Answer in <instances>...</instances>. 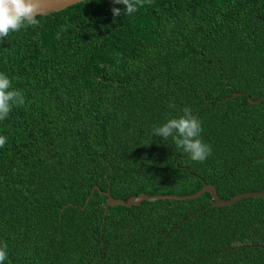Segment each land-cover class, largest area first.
<instances>
[{"label":"trees","instance_id":"obj_1","mask_svg":"<svg viewBox=\"0 0 264 264\" xmlns=\"http://www.w3.org/2000/svg\"><path fill=\"white\" fill-rule=\"evenodd\" d=\"M124 12L85 0L0 42V72L26 100L0 121L5 264H264V197L205 209V193L105 213L103 194L185 196L202 181L222 200L264 191V101L226 100L264 96V0ZM185 107L212 146L203 163L152 134Z\"/></svg>","mask_w":264,"mask_h":264},{"label":"clouds","instance_id":"obj_2","mask_svg":"<svg viewBox=\"0 0 264 264\" xmlns=\"http://www.w3.org/2000/svg\"><path fill=\"white\" fill-rule=\"evenodd\" d=\"M151 0H112L113 5L122 4L125 12L131 15ZM114 17L121 15V9L112 7ZM124 12V13H125ZM38 0H0V42L7 39L12 33L20 32L29 26L37 27L40 21ZM60 34L57 33V39ZM25 95L22 90L13 87L12 79L0 72V121L5 120L13 107L25 105ZM174 107V105H169ZM203 131L202 122L188 107L183 109V114L177 118H170L161 126L153 127V133L164 140H171L187 153L192 161L203 163L212 153V146L201 138ZM7 137L0 135V148L7 144ZM8 245L0 244V264H5L8 259Z\"/></svg>","mask_w":264,"mask_h":264},{"label":"water","instance_id":"obj_3","mask_svg":"<svg viewBox=\"0 0 264 264\" xmlns=\"http://www.w3.org/2000/svg\"><path fill=\"white\" fill-rule=\"evenodd\" d=\"M83 1L85 0H38L39 12H40V15L38 16H47L49 14L59 12L61 10H64L70 6L81 3ZM241 95H244L250 104H259L262 101H264V96L258 98L257 100H254L248 95L242 93H234L232 96L227 97L226 100H231ZM205 193L210 194L212 198V203L209 204L205 209H209L212 207H229L242 199L264 197V191H253V192L240 193L228 200H222L219 198L215 186H213L212 184H207L204 181H202V187L200 190H198L194 194L185 195V196H178V195L149 196L145 193H140L137 196H131L127 200H123L120 198H113L110 195L109 191H106L103 192V194L106 195L107 197L106 207L104 212L106 213L109 207H114L116 205H120L126 208H130L132 206H139L143 201L154 202L157 200H178V201L194 200V199H198L200 196H202ZM87 202L88 200L86 201V204ZM203 211L204 210H200L196 212L194 215H196L197 213H201ZM191 217L192 216H190V218Z\"/></svg>","mask_w":264,"mask_h":264}]
</instances>
